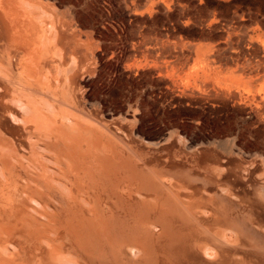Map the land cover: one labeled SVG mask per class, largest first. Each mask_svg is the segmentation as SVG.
Returning <instances> with one entry per match:
<instances>
[{
	"label": "rangeland",
	"instance_id": "374dc122",
	"mask_svg": "<svg viewBox=\"0 0 264 264\" xmlns=\"http://www.w3.org/2000/svg\"><path fill=\"white\" fill-rule=\"evenodd\" d=\"M27 2L40 7L32 13L35 21L41 16L56 27L54 63L41 64L56 89L44 79L35 87L22 76L21 52L0 21V67L12 64L16 73L0 79V96L11 102L10 109L0 102L5 167L22 162L16 155L36 139L47 145L38 139L45 128L33 135L11 120L16 100L31 96L88 143L95 172L103 161L110 179L134 174L127 190L140 205L147 194L148 213L168 216L182 240L187 227L212 219H193L191 205L210 203L216 219L229 211L251 229L264 223V0ZM71 151L67 157L75 165L82 150L76 144ZM28 160L39 161L35 153ZM23 163L14 180L21 174L37 180L39 172ZM165 191L169 198L160 196ZM177 244L179 251L165 242L169 255L159 258L194 264L193 251Z\"/></svg>",
	"mask_w": 264,
	"mask_h": 264
},
{
	"label": "bare ground",
	"instance_id": "6f19581e",
	"mask_svg": "<svg viewBox=\"0 0 264 264\" xmlns=\"http://www.w3.org/2000/svg\"><path fill=\"white\" fill-rule=\"evenodd\" d=\"M26 4L27 0H0V21L6 26L17 51L21 52L17 69L21 70L22 76L35 87L41 88L44 79L56 89L52 72L41 67L45 60L47 65L56 58L53 48L58 41L56 27L51 20L41 16L40 21H35L32 13L39 6L28 8ZM29 9L32 10L30 13L27 12ZM59 57L63 58L61 53ZM13 74L16 73L12 64L0 67L1 80H7ZM24 78L21 77V81ZM0 98V102L5 106L7 102L10 109L11 102L4 96ZM27 98L28 101L16 100L11 120L14 125L21 122V126H27L26 130L30 129L33 135L41 132L39 128H45L38 139L47 145L36 139L30 150L24 147L16 155L22 160L18 165L9 163L5 167L0 162V264H167L166 259L159 258L160 254L169 255L165 253L169 252L165 242L178 251L181 247L177 243H186L193 251L191 260L194 264H264V234L257 230H264V223L251 229L226 215L231 214L229 211L216 219L208 206L210 203L196 205L199 208L191 205L193 219L203 216L212 219L208 222L204 219L197 228L187 227V238L182 240L181 229L170 222L168 216L153 219L148 213L147 194L140 205L132 190H127L135 182L127 178H136L134 174L110 179L106 177L110 171L104 172L106 163L103 161L97 166L100 171L95 172L92 168L95 154L91 153L93 149L85 146L88 143L76 138L74 129L61 118L52 120L44 111L41 100ZM76 144L82 151L77 153L74 165L67 156L72 158L71 150ZM33 153L39 160L36 164L28 160ZM23 161L29 164L31 171L39 172L40 175L35 174L37 180L24 174L20 177L18 174L19 178L14 180L13 171L19 169ZM145 182L149 184L146 179ZM159 194L162 198L170 195L166 191ZM205 196L211 202L209 195L205 193ZM157 237L162 239L157 240ZM194 237L201 238L198 245ZM219 258L224 263L218 262Z\"/></svg>",
	"mask_w": 264,
	"mask_h": 264
}]
</instances>
